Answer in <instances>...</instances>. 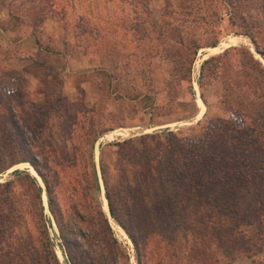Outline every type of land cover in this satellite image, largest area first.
Returning <instances> with one entry per match:
<instances>
[{
	"label": "rangeland",
	"instance_id": "374dc122",
	"mask_svg": "<svg viewBox=\"0 0 264 264\" xmlns=\"http://www.w3.org/2000/svg\"><path fill=\"white\" fill-rule=\"evenodd\" d=\"M34 28L37 37L25 36ZM244 31L264 49V0H0V183L16 181L11 197L20 215L16 229L0 227L13 236L11 255H21L16 237L31 234V249L22 255L27 264L43 257L45 223L58 262L68 264L46 186L26 159L49 179L61 211L70 210L85 176L95 177L99 189L89 186L91 198L102 205L109 190L124 219L136 231L146 227L137 236L147 234L161 185L138 180L150 168L141 154L172 133L192 149L211 129L248 122L230 106L255 98L245 86L258 77L248 68V52L263 67L264 57ZM192 51L190 90L189 75L175 76L174 69L181 64L185 73ZM25 173L42 189L44 222ZM108 219L128 263L137 264L130 236ZM262 258L223 264H262Z\"/></svg>",
	"mask_w": 264,
	"mask_h": 264
},
{
	"label": "trees",
	"instance_id": "16d2710c",
	"mask_svg": "<svg viewBox=\"0 0 264 264\" xmlns=\"http://www.w3.org/2000/svg\"><path fill=\"white\" fill-rule=\"evenodd\" d=\"M243 34L252 39L257 52L264 57V49L257 43L254 34L246 31ZM25 36L37 37V30L34 28ZM196 54L197 51H192L185 73H181V64L174 69L175 76L186 78L189 75L190 90V74ZM248 54V68L258 77L247 81L245 86L246 92L252 93L255 98L240 97L235 107L230 106L234 109L232 113H241L248 120L246 125L234 127L228 122L215 131L211 129L208 137L192 149H185L172 133L163 144L141 154L150 168L149 175L144 180H138L144 184L156 180L161 185L159 199L151 209L153 222L147 234L143 230L144 234L137 236L144 228L142 224L137 225L140 228L136 231L134 222L124 219L122 207L115 205L112 194L106 190L110 214L130 236L137 264H223L241 257L257 259L258 256L263 257L264 264V67L251 52ZM213 59L203 62L202 71L205 63ZM246 76L251 74L247 72ZM149 138V135L141 137L144 140ZM92 139L97 140V136ZM25 161L31 163L46 186L48 206L68 264H130L128 255L122 253L114 237L104 199L101 205L98 197L90 196L89 186L99 189L95 177L85 176L86 184L69 206L70 210L61 211L49 179L35 160H22ZM14 172L22 174L19 170ZM24 178L29 180L35 192L34 200L44 222L42 189L36 178L26 173ZM15 185L14 180L0 183V227L2 224L13 229L19 226L16 219L20 215L11 197ZM72 191L76 192V189ZM133 211L132 208H125L129 217H132ZM8 222L11 223L9 226ZM2 230L0 228L3 244L0 247V256L3 257L0 264H27L29 258L22 255V251L31 249V234L26 239L16 237V250H21V255H17L18 252L11 255L14 247L12 245L11 248L10 238L13 239V236L4 235ZM84 230L89 232L88 235ZM39 233L40 239H47L42 242L41 254L44 255L34 258L32 264H60L49 245L45 223ZM4 255L8 258L4 259Z\"/></svg>",
	"mask_w": 264,
	"mask_h": 264
},
{
	"label": "bare ground",
	"instance_id": "6f19581e",
	"mask_svg": "<svg viewBox=\"0 0 264 264\" xmlns=\"http://www.w3.org/2000/svg\"><path fill=\"white\" fill-rule=\"evenodd\" d=\"M221 47V46H220ZM214 50V49H213ZM199 105H202V102H201V100L199 99ZM33 174V173H32ZM33 175H35L36 176V174H33ZM105 199V198H104ZM104 208H105V210H106V212H108V206H107V202H106V199L104 200Z\"/></svg>",
	"mask_w": 264,
	"mask_h": 264
},
{
	"label": "crops",
	"instance_id": "0c3cea01",
	"mask_svg": "<svg viewBox=\"0 0 264 264\" xmlns=\"http://www.w3.org/2000/svg\"><path fill=\"white\" fill-rule=\"evenodd\" d=\"M8 14V13H7ZM9 15V14H8ZM12 26V25H11ZM15 30H16V33L19 34V29L17 28V26L15 25L14 26ZM34 38V37H33ZM1 44H6V43H1ZM106 135H109V136H112L113 133H110V134H106ZM106 135L104 136V138L106 137Z\"/></svg>",
	"mask_w": 264,
	"mask_h": 264
},
{
	"label": "water",
	"instance_id": "95a60500",
	"mask_svg": "<svg viewBox=\"0 0 264 264\" xmlns=\"http://www.w3.org/2000/svg\"><path fill=\"white\" fill-rule=\"evenodd\" d=\"M217 47V46H216ZM216 47H214V48H216ZM106 199V198H105ZM106 202H107V199H106ZM107 206H108V202H107ZM108 214H109V216H107V217H110V211H109V206H108Z\"/></svg>",
	"mask_w": 264,
	"mask_h": 264
}]
</instances>
